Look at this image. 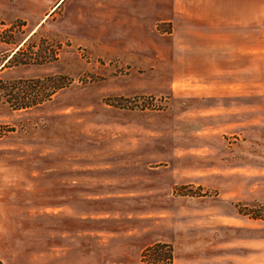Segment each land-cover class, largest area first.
Masks as SVG:
<instances>
[{
	"label": "rangeland",
	"instance_id": "374dc122",
	"mask_svg": "<svg viewBox=\"0 0 264 264\" xmlns=\"http://www.w3.org/2000/svg\"><path fill=\"white\" fill-rule=\"evenodd\" d=\"M176 2L0 0V77H62L32 108L0 99L4 264H142L157 242L174 264H264L259 77L202 97Z\"/></svg>",
	"mask_w": 264,
	"mask_h": 264
},
{
	"label": "crops",
	"instance_id": "0c3cea01",
	"mask_svg": "<svg viewBox=\"0 0 264 264\" xmlns=\"http://www.w3.org/2000/svg\"><path fill=\"white\" fill-rule=\"evenodd\" d=\"M259 1L177 0L174 26L194 19L199 31L196 40L176 43L187 65L195 61L196 71L187 76L197 78L202 97L222 94L234 100L237 75L244 77L243 92L251 91L253 74L264 92V0Z\"/></svg>",
	"mask_w": 264,
	"mask_h": 264
},
{
	"label": "trees",
	"instance_id": "16d2710c",
	"mask_svg": "<svg viewBox=\"0 0 264 264\" xmlns=\"http://www.w3.org/2000/svg\"><path fill=\"white\" fill-rule=\"evenodd\" d=\"M60 79L62 77L58 75L46 76L35 81L34 79L7 81L0 77V99L4 98L13 109H29L49 100L56 93ZM141 263L174 264L173 246L163 242L148 246L141 254ZM0 264L4 263L0 260Z\"/></svg>",
	"mask_w": 264,
	"mask_h": 264
}]
</instances>
